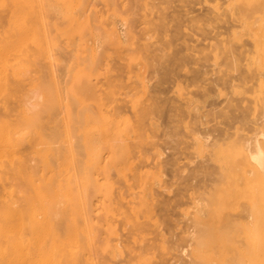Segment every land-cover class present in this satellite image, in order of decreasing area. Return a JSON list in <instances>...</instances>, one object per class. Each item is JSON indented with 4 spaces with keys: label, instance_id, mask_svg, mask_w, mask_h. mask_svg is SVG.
Returning a JSON list of instances; mask_svg holds the SVG:
<instances>
[{
    "label": "bare ground",
    "instance_id": "6f19581e",
    "mask_svg": "<svg viewBox=\"0 0 264 264\" xmlns=\"http://www.w3.org/2000/svg\"><path fill=\"white\" fill-rule=\"evenodd\" d=\"M120 1H122V0H120ZM120 1L118 0V2H120ZM228 1L229 2H228L227 7H229V13L233 14V16L231 14H230V16H232L233 18L235 17L236 21H238L239 23L236 22L234 19H232V20H234V22L239 24L240 27L235 23L239 28H241L240 30L243 29L244 33L246 32V33L250 34L251 42L250 41L247 42L248 44L246 46H249V47L244 46V49H240V47H239V49L238 48L233 49V48H231V46L223 45L225 42H222L220 39L219 40L221 42H219V43H221L222 45L219 44V45H216V47H215L216 42H215V44L214 43L212 44V45H214L215 49L218 48L215 51V53L212 52V54H214L213 55L214 60H217L218 58L220 59L221 55H228L231 53V55L229 56L231 58H229L228 60L225 58L224 59L227 60V62H229V60H230V63H229V67L231 68L230 70H236V72H237L236 75L230 74L231 71L229 73L228 72L229 70L227 71V69H224L225 67L222 68L221 66H219L220 64H222V63H219V62H221V59L218 62L219 65H216L217 62L214 63L212 61L216 65V67L219 66L222 69H220V68L218 69V67H217L218 70L216 72L214 71L215 73L212 71L213 72L212 74L215 76L212 75L213 77H211V79H210L211 82H209V81L208 82L211 85H213V87H214V85L222 84V86H224V84H225L226 85L225 87L226 88L229 87L230 92H232V96H228V95H230L229 91L227 92V90H226V93H224L223 91L221 92L220 89H219L220 91L218 90L217 94H220V95L225 94L226 95L227 102H226V106L224 105L226 107V110H222V109L220 110V108L216 109L217 107H214L216 102L215 101L212 102L213 101L212 100L209 103L210 106H213L212 110L209 111L210 112L209 115H212L211 117H213V118L209 119L207 117L208 116L207 114L199 115L198 113L200 112L199 111V105H200L199 102L200 101L197 100L198 98L195 99L191 95L189 97H187V93H188L186 91L187 89L185 91L183 90L184 92H187L186 93V101L183 102V105L178 107V106H176L177 101L175 102V106H176V109H178V111H179V109H180V111H187V112H189L190 115L193 114L190 112H192V111L195 112L193 114V115H195V117H194L195 121H193L192 124H190L191 122L190 123L184 122L185 124H183V125L185 128L184 127L183 128L185 129V132L184 133L181 132L182 136L179 135L181 137H187V138L190 137L191 138V142H186L188 144L187 145L185 144L186 146H184V148L190 147L197 154L199 152L200 153L203 152L204 154L206 153V155L208 154V160L207 161L205 160L206 163L205 162H203V163L197 162L198 164H201V165H199V166L195 165L196 167L191 168V170H189L188 173H186L183 176L182 175L179 176V178L180 177L183 178L184 182L188 183V182H190V180L192 178L194 179V177H196V175H197L198 181L196 183L193 182L195 184L190 183L191 186L189 188V189H193V192H191L190 197L193 200V203L195 206L194 208H196V210L194 211L195 213L193 212L194 214L192 215V217L187 216L188 219H191V220H189V222L187 220H185L187 218L185 217V214H184L183 217L185 219L183 222L187 221L189 224L187 222L184 223L186 225L183 224L180 231L177 233L175 232L171 239H169V237H167L168 240H165V235L161 237L163 239V241L170 243L166 247V248L170 249L169 252H171V249H177V248L180 249V251H181L178 259L175 260L176 262H171L170 260L172 258L167 257L166 259H167L168 264H176V263H178V264H204V261H202V259L200 258L201 250H198L197 254L191 256L190 251L186 253L185 246H183V245L185 244L187 246H192L193 244H195L198 246V248L200 246H202V244H203L202 242H204L203 241L204 229L206 228V221L204 218L205 217V211H206L205 207H207V203H208L207 200H209L208 198L209 197L212 198V196H214V195H218V198L220 197V199L223 203L226 202L224 206H226V204L228 203L227 200L228 201L230 200L229 196H231L235 199L237 198L238 201H240V199L243 198V199H246L249 203H252V204L247 203L249 205V207L243 208V214H241L240 216L236 215L237 213L234 214L235 212H225V216L223 217L224 218L223 220L220 221L219 220L220 218L217 219L220 221V224H217V225H219L218 226L219 231H220V229H222L220 231L221 236L219 237L220 239L222 237V239L221 240L219 239V240L221 242H223L222 240L226 239L225 240L226 242L224 245L226 246L228 244L230 246V248H229V246H226V247H228V249H230V252L225 246L223 248V244H221L222 246L218 244V246H219V248L221 247L222 249L226 248L225 250H227V252L231 255V256L226 255L228 257V260H226L227 258L225 257L222 264H256L255 263L256 261L254 262L253 260H250V258H248V256L245 254H244L245 255L244 258H242V257H241L242 259L238 258V255L236 254V252L234 251V248H233L234 246H236L237 240H234L232 237V234H230V233H232L234 231V229H237L239 226L244 228V230H243L244 232H246L245 229L247 230L248 228L250 229L249 231H252V226L253 225L255 226V224L257 223V222L255 223V219H254L255 206L257 207L259 205L258 203H260L263 205L262 209L264 210V0H261V1L259 0V3L256 4V7H254L255 4L252 5V4L248 3L249 0H228ZM109 2L112 3L114 6L115 2H117V0H109ZM109 2H107V3H109ZM152 2H154V1H152ZM169 3H171V1H169ZM225 3H227V1ZM48 4L49 3L47 0H0V26H1V28H4V30L2 29V31L0 32V95L3 94V95H1L3 98L0 96V99H2V100H0V182L2 181V184H0V186L2 185L0 187L1 188L0 189V194H1L0 195V264H113L114 260H112V261L109 260V258L111 256H112V259H114L113 257H117L118 259H120L121 262L125 261V264H130V260L135 259V258H138V260L141 261V263H143L144 259L146 260L147 258H151V257H149V255L153 254L149 249L157 248L158 244H152L151 243L150 245H148V244L147 245L146 244L141 245L140 244L141 241L137 240V241H139L138 242L139 246L137 244L138 248H137V246H135V247L133 246L131 249L127 250L126 245L125 246L120 245L121 243H119V245L124 248V249H122V247H120V248L115 247V245L117 243L116 244L111 243L112 242L111 236L115 235L119 228L117 229V225L115 226V222L113 221L116 219V218L114 219V214H113V209L115 207V206H113L115 203L114 202L115 197L113 196L114 195L113 194L114 193V190H113L114 184L112 185L109 180H111L110 178H111V175L113 173L119 174V172H121L123 168H125V167L129 168V167H131L130 166L131 164L135 163L136 159L133 158V160H135V161L132 160V157H134L133 152L134 153H135V151L138 152V156L140 158L141 157H145L144 159L148 158L149 155H147V154L149 153V151L144 148V146H146V144L144 145V142L147 143L146 141H147V139H149L148 138L149 135L146 132V134L148 136H147L146 141H145L144 136L146 137V134L143 132L145 134L143 136V134H141L142 132L141 133L139 132V130L141 128L140 123L144 119V117L149 116L150 124L157 126V127H160L157 124V123H159V120H158L159 118H156V115H159L158 117H162L163 115L155 114L156 112L158 113V111H159V110L156 111V109H155L156 105L155 104H156V102L159 101V99H158V101H156L157 96L159 98L162 93H166L165 88L163 89L164 86L162 84L164 82H167L166 80H168L167 78H169V76H167V77H165V76L169 75L168 73L170 70H168L169 68L167 67L166 64L162 65V68H163L162 70L159 67H158L159 68L158 69L155 66V64H153V61L156 58L154 57L155 59H153V61L151 62L150 61L151 58L149 57V54H148L149 51L147 52V50H146V52H147L146 54H148L149 60L148 61L146 60L145 63H143V64L148 68L149 67L153 68L152 71H149V72H152L151 78L153 77L154 74L159 75V78H157L158 79L157 81L159 84L156 85L158 87V90L155 91V89H154L153 90L154 92L150 94V98H149V99H151V101H149V104H150V102L153 104H150L147 106V105H145V101H143V103H141L138 100V99H141V97L140 98L137 97V99H135L134 97H136V96H134L133 94L132 95L134 97L130 96V99H126V98L124 99V100H126V102H127V100L129 102H131L132 105H129V108H130V106H133L131 109H133L132 111L134 112V115H135L134 118L138 123L136 125V127L133 126V124H132L133 122L130 123V121H132L129 118L130 116L128 117L124 113V111H126V110H124V107L127 106L126 102H125V104H120V105L117 104V106L114 105L115 107L113 106V108H111L113 110L112 111L110 110V112H111V113H109L110 116H106V115L102 116L100 114L101 113L103 114V112L101 110H99V111H101L99 114V111H97V109L94 108L96 110L95 111L93 109L94 112H97L100 115V116H98V115L96 116L97 117L96 121L98 123L103 124V126H104L103 128H101L100 132L95 133L93 131V128H91V126H90V122H94V121H91V119L93 118L92 115L93 114L95 115V113L92 110L93 104L92 105H86V106H91V108L86 107V106L80 108L79 104L81 102L79 100L83 101V99H84V101H86L85 97H86L87 93H89V92L92 93V90H93V92H96L97 89H99V88H97L95 91V87L92 86L90 82L91 81L93 82V78H95V79L98 78L99 75L97 76V74H100V73L97 70V66L99 63H101V61H103L102 65H104V63L106 65H108V61H106V59H107L106 57H108V55L105 56V54L103 53L104 51H103L102 54H104L103 56H105V58H103V59H102V57L98 58L100 60H97L98 62L96 61L98 63L97 64L95 62V59H92L91 56L86 55L85 57L83 56L84 58L82 56H80V54L83 52L80 53L78 48H73L71 51L68 50L69 52L66 49H63L62 53L60 54L61 57L59 58V61L61 60L63 65L61 62H59V63H61V67L59 66V63H57V64H58L59 68L61 69L60 73H61L62 77L63 76L65 77L66 74H68V76H66L67 79H69V78L71 79V80L70 79L64 80L63 79L64 77L63 78L59 77L60 79H58L57 78L58 74L56 76V74L50 73V72H55L54 69H56V68L55 67L52 68V67L56 66L57 64L55 65V63H54L55 60L53 61L54 57L52 58V56H53L51 53L52 50L50 52L51 45H50V47H49V45L48 46H46V45L48 42L50 43L52 41V39L61 38L60 35L67 34L68 32L77 31V30H79V28H80V30H82L86 24L89 26L91 23L90 21H92V20H93V22L91 23L90 27L95 25V27L93 26L94 30L101 32L102 36L105 38L106 42L109 45L115 44L113 46H116V45L122 46V45L126 44V40H128V41H130V46L135 45V44L137 46V43H139V42H135V44H134V41H133L134 35H132L130 33L131 32L130 30L127 31L128 30L127 27H129L130 25L126 26L127 30L124 28L126 31L123 29V31L121 33L117 31L118 30L117 26L115 28V22H114L115 20L113 19V17H115V19H117V20H120L119 18H117L119 13L116 12V7H113L115 10L113 13L112 12L110 13V11H109L110 14L105 15V13L103 12V14L106 17V19H102V20H104L103 22H102V20L100 21V19L103 16V15H101L102 13L100 14L95 9H94L95 11L92 9V13H90V15L88 13V10L86 9L87 13L90 17H91V15L92 16L94 15V16H93V18L91 17L92 19L89 17L87 18L89 22L85 21L86 20L85 18L87 17V13H85L86 11L84 9L82 10V7H81L80 9L82 11L80 10L81 11L80 12L78 9L77 12L75 11L76 12L75 14H77L76 16H78V18H79V16H82V18L84 19V21H83L84 23L80 22L83 20L81 17L80 18L82 20H79L76 16H73V17H76V18H73L74 20L70 21L71 20L70 18H68L69 20H66V25L70 27V29L66 30L65 28H63V26H61V25L65 24L64 23L65 21L64 22L62 20L58 21L57 16L54 15L55 12L53 10H52L53 17H48L51 15V12L49 11V9L52 8ZM71 4H73V1L71 2ZM120 4H122V3H120ZM155 4H156V2H155ZM166 4H168V2ZM130 5L132 6V4H130ZM156 5L154 7H156ZM245 5H247V6H245ZM5 6L8 7V9H7L8 11L6 10L8 13L7 16H5V15L3 16V14H2V9H3V7L5 9ZM87 6H89V5H87ZM87 6L85 5L84 8H86ZM92 6H94V8H95L96 5H92ZM147 6H150V5H147ZM223 6H222V8H223ZM143 7H144V5H143ZM168 7H170V6H168ZM227 7L224 6V9H226ZM134 8H136V6H134ZM138 9H140V8H138ZM157 9H159V8H157ZM188 9H190V8H188ZM227 9H226V11H227L226 14H228ZM100 10L102 11V9H100ZM122 10H121V12H122ZM128 10H130V9H128ZM140 10L142 11V9H140ZM143 10H146V7L143 8ZM162 10H164V9L162 8ZM48 11H49V13H47ZM93 11H94V13H93ZM111 11H113V10H111ZM131 11H133V14H134V11H136V10L132 9ZM141 11H138V12H141ZM151 11H154V10H151ZM161 11H159V12L161 13ZM189 11H191V10H189ZM106 12H108V11H106ZM148 12H149V10H148ZM155 12H157V11H155ZM165 12H164V14H165ZM150 13L151 12H149V14ZM185 13H187V12H185ZM125 14H127V13L124 12V16H125ZM128 14H130V11ZM144 14H145V11H144ZM149 14H148V16H147V14L144 15L145 19L150 17ZM162 14H163V12H162ZM84 15H86V16L84 17ZM138 15H140V14H138ZM218 15H220V14H218ZM100 16H101V18H100ZM134 16H135V14H134ZM166 16H168V15H165V18H167ZM224 16H223L224 19L226 17H229V15L226 16L225 13H224ZM161 17H164V16L161 15ZM49 18H50V21H49ZM54 18H55V20L56 19L57 20L54 21ZM172 18H175V16ZM125 19L128 22L129 19H127V18H125ZM134 19H132V20L134 21ZM137 19H140V18L138 17ZM145 19H144V21H145ZM149 19H151V18H149ZM149 19H148V21H150ZM214 19H216V18L214 17ZM218 20H220V19H218ZM60 21L62 24L59 23ZM138 21H136L135 23H137ZM141 21H143V20H141ZM146 21H147V19H146ZM5 22H6V25H3V23L5 24ZM104 22H106V24H104ZM234 22H232V23H234ZM7 23H8V27H7ZM156 23H157V21H156ZM159 23H160V21H159ZM225 23H227V22H225ZM228 23H230V22H228ZM52 24H53V27H51ZM128 24H131V23H128ZM162 24H163V22H162ZM2 25H3V27H2ZM58 25H60V26H58ZM87 25L85 27H88ZM106 25L108 28L106 27ZM143 25H145V24H143ZM148 25L150 26V24H148ZM229 25H231V23ZM81 26H82V29H81ZM165 26H166V24H165ZM231 26H228V28L230 29ZM49 27H51L52 29L49 30ZM61 27L63 29H61ZM90 27H88V28L90 30H92V27L91 28ZM137 27L135 26V28H137ZM139 27L141 28V26H139ZM162 27L163 26H161V23H160V28H162ZM131 28L133 29V27H131ZM135 28H134V30H135ZM146 28H147V25H146ZM146 28H144V29L147 30ZM156 28H157V26H156ZM234 28H235V26H234ZM234 28H231V31H232V29L234 30ZM53 29H54V32H52ZM158 29H159V27H158ZM229 29H227L228 33H229ZM140 30H142V29H140ZM149 30H151V29H149ZM167 30H165V31H167ZM177 30H179V27ZM177 30H175V32H177ZM236 30H237V28H236ZM151 31H155V30H151ZM160 31H162V30H160ZM165 31H162V32H165ZM127 32H129L130 34ZM55 33H57V34H55ZM232 33L234 35L235 32H231V34ZM239 33H240V31H239ZM239 33L238 34L236 33L233 36L236 38L237 42L241 41V39H242L241 38L242 36L240 37V35H242V34L239 35ZM241 33H242V31H241ZM142 34H143V31H142ZM156 34L157 33L155 32V35ZM231 34L227 35V39H228V36ZM130 35H132L131 38H130ZM136 35H139V34H137V31L135 33V36ZM151 35H154V33L153 34L151 33ZM155 35L152 37H155ZM161 35H163V34L159 33V36H161ZM174 35L176 36V34H174ZM233 37H232V39H233ZM140 38L142 39V36ZM148 38H149V36H148ZM162 38H163V36H162ZM135 39H136V37H135ZM176 39H178V38H176ZM232 39L230 37V41L233 42L234 39L233 40ZM155 40H157V38H155ZM162 40H164V39H162ZM162 40H160V42H159L160 45H161V42H163ZM166 40H168V39H166ZM222 40H223V38H222ZM136 41H138V40H136ZM158 41H159V39L157 40L156 43H158ZM223 41H225V40H223ZM230 41H229V43H230ZM132 42H133V44H132ZM170 42H171V40H170ZM232 42H231V44H232ZM164 43H165V41L162 44H164ZM142 44L143 43H141V46H142ZM166 44H167V41H166ZM157 45L158 44H156V46ZM168 45H169V43H168ZM117 46H116V48H117ZM138 46H137V48H132V49H136L133 51H135L137 53V50H139L140 53L141 52L143 53V51L141 49L143 48V50H144L145 47L140 48L141 46L140 47H138ZM235 46H237V45H235ZM241 47H243V46H241ZM13 48L15 50L14 53L17 51L15 54L13 53V50H12ZM146 48L149 49L148 46ZM162 48H164V47H162ZM187 48L189 49V47H187ZM208 48L209 47H207V49ZM212 48H213V46H212ZM75 49H77L78 52ZM153 49H154V47L152 48V50ZM214 50L212 49V51H214ZM139 51H138V53H139ZM155 52H156V50H155ZM70 53H72V54H70ZM108 53L106 52V54H108ZM156 53L158 54V52H156ZM208 53H211V52H208ZM208 53H206V55ZM152 54L153 53H150V56H152ZM166 54H164V56ZM175 54H177V53H175ZM178 54H179V52H178ZM11 55H13V56L11 57ZM138 55H140V54H138ZM100 56H102V55H100ZM154 56H156V55H154ZM158 56H159V54H158ZM158 56H156V57L158 58ZM168 56H169V53H168ZM133 57H136V56L134 55ZM139 57H141V55ZM142 57H143V54H142ZM208 57L210 59V55ZM208 57L206 60H209ZM144 58H146V57H144ZM152 58H153V56H152ZM159 58H161V56ZM175 58H176V56H174L173 59H175ZM177 58H179V57H177ZM110 59H112V56ZM128 59L130 60L132 58L128 57ZM47 60H48V62H47ZM107 60H109V59H107ZM156 60H155V63H156ZM169 60H171L170 56H169ZM206 60L204 59L205 62H206ZM86 61H88V62L86 63ZM159 61H158V63H159ZM162 61H163V59H162ZM185 61H187V60H185ZM209 61H207V62H209ZM94 62L96 63L97 66H94L95 65ZM146 62H147V64H146ZM193 62H194V60H193ZM196 62H197V60H196ZM72 63H73V65L71 66L70 64H72ZM158 63H157V66H158ZM173 63L174 62H172V64ZM177 63L179 64V61H177ZM184 63L185 62H183V64ZM227 65H228V63H227ZM243 65H244V68H243L244 70L242 69ZM58 66H56V67H58ZM76 66H78V67L81 66L85 69L87 68V70L88 69L92 70L91 69V66H92L94 68L92 73H94V70H97V72H95V74H94L97 77L96 76L94 77L93 75L92 76L88 75L89 77L91 76V78L89 80V77L86 75V74H90L89 71L82 68L83 72L84 71L85 72L82 73V75H81V73L78 72L81 70V68L76 71V69H75V68H77ZM168 66H169V64H168ZM170 66H171V64H170ZM47 67H49V68H47ZM88 67H90V68H88ZM98 67L102 68L101 65ZM106 67H107V69L109 68L108 66H106ZM113 67L114 66H112L111 68H113ZM187 67L188 66H186V68ZM212 67H214V66H212ZM46 68L49 71L45 70ZM59 68L57 70H60ZM101 68H100V70H103L104 73H106L105 72L106 69H104L105 67H103L102 69ZM176 68H177V65H176ZM206 68H208V67H206ZM206 68H205V70H203V68H202L199 71L203 74H204V72L208 73V70H206ZM209 68H211V66H209ZM114 69H115V67H114ZM178 69H179V66H178ZM196 69H197V67H196ZM180 70H181V68H180ZM188 70H186V71L189 72ZM213 70H216V69H213ZM38 71L43 72L41 74L44 77L52 76V81H51V78H49L50 79L49 81H51V84H48V85H52L51 87L54 88V91L52 88H50L53 92H55L53 94L55 96H53L51 94L53 99L50 98L51 96L49 95L50 93H52V91L50 93L45 92V95H44V91H46V90H44V87L48 86L47 84H45V83H47L45 80H41L44 83V84L42 83L43 85L41 84V81L39 82L38 80H36L37 81L36 82L35 79L32 80L33 78H35L36 74L39 75L40 72H38ZM73 71H76L78 73L73 72ZM112 71H113V69H112ZM199 71H197V72H199ZM32 72H34V73L36 72V74H33V76H32ZM146 72H147V70H146ZM190 72H191V70H190ZM194 72H196V71H194ZM55 73H58V71ZM60 73H59V75H60ZM69 73L74 74L75 77L76 76L79 77V75H81V76H83V78L85 76V78L84 79L78 78L79 80H77V77H76V79H73L74 76L73 77L70 76ZM101 73H102V71H101ZM110 73H112V72H109L108 74H110ZM175 73H176V71H175ZM175 73H174L173 78H171V79L177 81V77L175 76ZM63 74H65V75H63ZM188 74H190V73H188ZM171 75H172V73H171ZM176 75H178V74H176ZM191 75H193V73ZM104 76H106V75H104ZM206 76L207 77H205V80H206V78H208V75H206ZM86 77L88 78L87 80H85ZM110 77H111V75L109 76V79H110ZM174 77H176V78H174ZM191 77L185 73V79L180 78L178 83H176L180 87H178L176 85L177 87L175 86L176 88H174L176 90V92H175L176 94L179 91H180V93H178L179 96H180V94L182 96L185 94L184 92H183L184 94L181 93L184 85H180L181 84L180 82H184L185 87H187L186 82H188V80L190 82L191 80H193L195 78V76H191ZM154 78H155V76H154ZM154 78H153V80H154ZM178 78H179V76H178ZM198 78H199V76H198ZM80 79H82V80H80ZM105 79H106V77H105ZM107 79H108V77H107ZM201 79H202V77H201ZM203 79H204V77H203ZM110 80H112V77ZM33 81H35V83H32ZM82 81H84V82H82ZM86 81H90V82H86ZM106 81H109V80H105L104 82H106ZM251 81H253V83H250ZM27 82H28V84L30 82V83L36 84V85L35 86L33 85V87H35V88L32 87L30 92L25 91L27 93L24 92L26 95L24 94L25 96L22 98L21 96L18 95V93L21 91L23 86L27 85ZM52 82L54 84H52ZM111 82H113V80ZM193 82H195V81H193ZM77 83H79L78 84L79 86L77 85ZM84 83H85V85L88 84L87 86L91 85V86H89L90 89H89V87H87L89 89V90L87 89L89 92H86V94L83 90V89H86L85 88L86 86L83 85ZM96 83L97 82L95 81L94 84L97 85ZM146 83H148V82L142 81L140 83V86H142V88L144 89V91H142V92H145V91L149 92V85ZM37 84H39V85L37 86ZM108 84H109V82H108ZM108 84H106V86ZM112 84H114V83H112ZM116 84H117V82H116ZM210 84L208 85V87L212 88V86H210ZM118 85H113V86L114 87L116 86V88H117ZM196 85H198V82ZM201 85H202V83L199 84L200 87H201ZM75 86L77 88H75ZM80 86H82V87H80ZM83 86H85V87L83 88ZM108 86H110L112 88V85H108ZM156 86L154 88H157ZM42 87H43V89H42L43 91L41 90ZM78 87H80L81 89L83 88L82 90H83V93L85 95L82 94L84 96V97L82 96L83 97L82 99H79V97L81 98V96L78 94H81L82 90ZM91 87L94 89H92ZM114 87L112 89L116 90V88L114 89ZM168 87L166 86V90L169 89ZM190 87H191V85H190ZM107 88L108 87H106V91H107ZM142 88L140 87V89H142ZM177 88H179V89L181 88V89L177 92V90H178ZM47 89H48V87H47ZM77 89H78V91H80L79 93H77L78 91L76 92L77 93L76 96H78V98L76 97V99H74L75 94L69 96L70 93L72 94V92L77 90ZM151 89H153L152 86H151ZM213 89H215V88H213ZM100 90H102V89L100 88ZM100 90H98V92ZM109 90L110 89H108V91ZM171 90H172V88H171ZM41 91L43 92V94L41 93ZM106 91L105 90H104V92L102 91L103 94L106 93V94H104L106 96V98L108 97V99H111L110 96L116 94L118 90L116 92L114 91L115 93L112 90L109 91L110 96H107L109 94H107L108 91L107 92ZM203 91H204V93L201 96V100L204 98V101L207 100V98L211 97V95H213L214 93L217 92L215 90L216 92L211 94L213 90L208 89V88H206ZM150 92H152V91L150 90ZM46 93L47 94L49 93V94L46 95ZM73 93H75V92H73ZM125 93H127V94H125V96L126 95L129 96V92H125ZM196 93L197 92L195 91V94ZM67 94H68V98H69L70 102L67 100ZM89 94H87V97H89L93 94L95 101H96V99H97L95 97L96 94H94V93H92L90 95ZM145 94L141 93V95H144L146 97ZM234 94H236L238 97L233 96ZM247 94H250V95L253 94L254 95L253 99L246 97ZM17 95H18V97H17ZM43 95L46 97H43ZM99 95H101V94L98 93V96H97L98 98H99ZM188 95H189V93H188ZM47 96H48V98H47ZM54 97H55V100H54ZM70 97H72V98H70ZM114 97L112 96V98H114ZM217 97H218V95H217ZM15 98H18V99H16L17 104H15L16 102H14V104L12 103V101H14ZM94 98L92 99L93 101L91 100L93 103H95L94 106L97 107L96 106L97 104H98V106H101V102H99V100H101V98L97 99L98 100L97 102H99V103L95 102ZM103 98H105V97H103ZM163 98H165V97H163ZM77 99H79V100H77ZM108 99H106V101L103 99V101L105 103H110L111 101H109ZM115 99H112V100H115ZM169 99H171V98H169ZM142 100H145V99L143 98ZM147 100H148V98H147ZM78 101L80 103H78ZM84 101H83V103H84ZM87 101H90V100H87ZM166 101H167V99H166ZM112 102L110 103V105H112ZM161 102H160V104H161ZM168 102H169V100H168ZM83 103H81V106ZM105 103L102 102V105L104 104L107 106V104H105ZM200 103H202V102H200ZM11 104H13L14 106ZM158 104H157V107H159ZM162 104H165V103L163 102ZM110 105H109V107H111ZM170 105H171V103H170ZM172 105H174V104L172 103ZM170 107H173V106H170ZM223 107H221V108H223ZM169 109H167V110H169ZM208 109H209V107H208ZM86 110L90 111V113L88 115H84V112ZM104 110H108V106H107V109H104ZM154 110H155V113L153 112ZM91 111L93 112L92 114H91ZM174 111H176V110H174ZM108 112H106L107 115H108ZM159 112L161 113V111H159ZM166 112H168V111H166ZM179 112H176V113L179 114ZM174 113L175 112H173V115H174L173 117L175 118ZM151 114H152V116H150ZM165 114H167V113H165ZM168 115H169V113H168ZM180 115H181V113H180ZM185 115H183V116H185ZM49 117H51V118H49ZM166 117H167V115H166ZM170 117H172V115ZM219 118L221 120H218ZM182 119H185V118L183 117ZM92 120H94V119H92ZM174 120L175 119H173V121ZM191 120H192V118H191ZM143 121H145V119ZM166 121H168V120H166ZM142 123H144V122H142ZM210 123H213V124H211L209 126ZM165 124H167V123H165ZM203 124H204V128L202 127ZM222 124H223V126H220ZM170 126H171V124H170ZM46 127L51 128L52 132H49L50 134H48V135H49V137L51 136V138L52 137L54 138V140H52V142H50L51 138H49V137L47 138L48 135L46 134V131L48 132L49 130H46ZM178 128H179V126H178ZM180 128H182V127H180ZM152 129H154V128H152ZM117 132L121 133V136H119L118 138L113 136ZM153 133L155 136L154 131H153ZM33 136H37V138H41V140H47L48 139L47 141H49V143H52V144L55 143V141H58L57 145H55V146L52 144H51L52 146L51 145L49 146V143L46 142V144H48V146H46L44 149H47V151L46 150H45V152L42 151L41 155L43 157L41 155H39V157L41 159L40 163H42V166H39L37 164H31V161L29 162V159H28V157H30L31 154H28V152L26 154H24L23 152L22 153L20 152L22 150L21 144L23 142L25 144L26 142H28L26 140H30ZM162 136H163V134H162ZM160 137H161V135H160ZM152 138H150V139H152ZM157 138H158V134H157ZM169 138H170V135H169ZM177 138H179V137H177ZM187 138H185V140H187ZM102 140L105 141L104 148L107 149V154L105 157L99 159V157L98 156L96 157V155L92 152L93 151L92 148L97 145L95 143L101 142ZM153 141H154V139H153ZM156 142H159V140ZM156 142H152L151 147L155 148L157 145L159 146V144H161V142L159 144H157ZM164 142L162 143V145H164ZM181 142L183 143V139ZM169 143H170V141H169ZM24 144H23V146H24ZM30 145H32V144H30ZM170 145H171V143H170ZM18 146H19V148H18ZM20 146H21V148H20ZM147 146L150 147L149 145H147ZM180 146H178V147H180ZM28 147H32V146L28 145ZM144 149L146 151H144ZM149 149H151V148H149ZM173 149L172 150L170 149V151H173ZM180 149H182V147ZM48 150L50 151V153L48 152ZM19 152H20V154H19ZM38 152H40V150L37 151V154H39ZM47 152L49 155L46 154ZM152 152H153V154L157 152L156 155L154 154L155 156L162 155L161 150L160 149L158 150V148L156 149V151L154 150ZM178 152L180 154H183L185 151L182 152V151L178 150ZM178 152L176 151L177 154H179ZM43 153H45V155H43ZM51 154H52V156H50ZM185 154L189 155L190 152H188V153L185 152ZM26 155H27V157H26ZM47 155H48V157L50 156V158L52 157V159H51L52 162H51V160L49 162L50 158H48V157L45 158ZM154 155H151V156L155 157ZM171 155H173V154H171ZM23 156L26 158H24ZM168 156L169 155L167 154V157ZM41 157L43 159H47V160H43V162H42ZM155 159H156V157H155ZM153 160L154 159H152V161ZM192 160L194 161V159H192ZM37 161L39 162V160H37ZM132 161H133V163H132ZM146 161L148 162L149 160H146ZM157 161H159V160H157ZM166 161L169 162L171 160L169 159ZM38 162H36V163H38ZM140 162H142V161H140ZM163 162L164 161H161V164ZM40 163H38V164H40ZM165 163L166 162H164L163 164H165ZM169 163H167V164H169ZM152 164H155V163L153 162ZM140 165H142V164H140ZM140 165H136V166H140ZM158 165H159V163H158ZM162 165H161V167H162ZM175 165H176V163H175ZM166 166H164L163 168H165ZM161 167H159V168H161ZM168 167H170V166H168ZM138 168L140 169V167H138ZM159 168H158V170H159ZM165 169H164V171H165ZM96 170H101L100 174L103 175V177L101 176V178H104L106 180L105 183H103L104 184L103 187L99 183V178L95 177L96 176L95 175ZM154 170H155V168H154ZM142 171H143V169H142ZM142 171L141 172L139 171L136 174L134 173V180L136 179L135 182L138 183V186H140V188H142V190L140 193L135 192V191L132 192L134 195H136V197H139L140 200H143L142 194H145V190H146L145 188L147 187L146 184L147 183L153 184L154 181L156 180L155 179L156 173L154 174V172L150 173V172H144V171L142 172ZM174 171H175V169H174ZM157 172H159V171H157ZM47 173H48V175H47ZM168 174L171 175L170 173H168ZM49 175H50V177H49ZM199 175H202V176L199 177ZM46 176H48V177H46ZM149 176L150 177L155 176V177H154V179L151 178V180H150ZM197 177H196V179H197ZM169 179H170V177H169ZM181 180H180V182H181ZM156 181H158V180H156ZM101 183H102V181H101ZM132 184H134V182ZM188 185H189V183L187 185H185V187ZM138 186H136V188ZM144 186H145V188H144ZM149 186H150V184H149ZM130 188H131V186H130ZM175 190H177V189H175ZM185 190H186V188H185ZM99 191L103 192V196L105 197V201H106L105 203H103V205H104L103 209H105L104 216L103 215L95 216L97 214H94V212H96L95 209H97V208H95L97 205H96V201L94 200V196H96V193H98ZM188 193H189V191H188ZM176 194H177V192H176ZM176 194H174V196ZM122 195H123V193L120 194V196H122ZM185 195H186V197H188L187 194H185ZM178 196H180V194ZM225 198H229V199H225ZM238 198H240V199H238ZM230 201H229V203H230ZM236 201H235V203H236ZM190 202L192 203V201H190ZM218 202H220V201H218ZM144 203L145 202H143V204ZM232 203H234V202H231V204ZM242 203H244V202H242ZM239 204H241V203H239ZM224 206L221 205V207L223 209H224ZM235 207H237V206H235ZM227 208H230V207H227ZM227 208L225 210H227ZM149 210L150 209L147 208L145 211H149ZM207 210H210V209H208V207H207ZM223 211L224 210H222V212ZM214 213H215V211H214ZM263 214H264V212H263ZM126 215L123 216L124 221H123V218L120 221L124 222L123 224H125V225H128V224H131V225H128L127 227L125 225L121 226L122 223L120 221L116 220L118 223L121 224V225L119 224V226H121L123 228L125 227L127 229L129 228L128 230L131 233H133L134 230L138 231V229H140L141 223H143V222L140 221L141 223H138L139 220H137V216H135L134 217L135 220L131 219L133 221V223H131L130 222L131 217H128V214H126ZM97 217H100L101 219H99ZM257 217H259V216H257ZM150 219H152V216L150 217ZM256 221H258V219ZM153 222H156V221H153ZM256 225H258V224H256ZM130 226H131L132 230L130 229ZM253 228L256 229V227H253ZM254 232H255V230H254ZM250 233L251 232H249L248 235H250ZM101 234L103 236V239L100 238V237H102ZM169 234L171 235L170 230H169ZM172 234H173V232H172ZM104 235H106V236H104ZM250 237H252V236H250ZM250 237L248 236L249 239H250ZM244 241H245V239H244ZM121 242H123V240H121ZM228 242H232L234 244V246L232 245L233 250H232L231 245H230L232 243L229 244ZM162 245L164 246V244H162ZM162 245H159V246L162 248ZM181 245H182V248H180ZM160 247H159V249H160ZM205 250H207V248ZM259 250L262 251V255H264L263 254L264 248L259 246ZM195 251H197V250H195ZM223 251L224 250L221 251V253H222L221 256H224L223 253H225V252H223ZM232 251H234V252H232ZM132 252H134V255H131ZM231 252L234 254H232ZM237 252H239V251H237ZM144 255H146L148 257L145 256V258H143ZM232 255L234 256V258L232 257ZM235 255H237V256H235ZM240 255H241V253H240ZM102 256L104 257V259ZM151 256L154 257V255H151ZM107 257H109V258L107 259ZM204 258H206V257H204ZM262 258H264V257H262ZM220 260L222 261V258ZM146 261H148V259ZM262 261H263L262 264H264V260H262ZM114 262H116V261H114ZM141 263H139V264H141ZM219 263L220 262H218V264ZM131 264H137V263L135 261H133V262H131ZM148 264H149V261H148Z\"/></svg>",
    "mask_w": 264,
    "mask_h": 264
},
{
    "label": "rangeland",
    "instance_id": "374dc122",
    "mask_svg": "<svg viewBox=\"0 0 264 264\" xmlns=\"http://www.w3.org/2000/svg\"><path fill=\"white\" fill-rule=\"evenodd\" d=\"M48 1V5L50 6V7H52L51 9H49V11L51 12V15L50 16H48V17H53V15H52V10L56 13H54V15H56L57 16V19H58V21L59 20H62L65 24L64 25H61V26H63V28H65L66 30H68V29H70V27L69 26H67L66 25V20H69L68 18H70L71 20L70 21H72V20H74L73 18H78V16H76L77 14H75L77 11H78V9H79V11L81 10L80 8L82 7V10L84 9L86 12L85 13H87V10H88V13H89V15H90V13H92V9L94 10H97L101 15H103L102 16V18H101V16H100V21L102 20V19H106V17H105V15L106 14H110L111 12L113 13L115 10H114V8L113 7H116V12L117 13H119L118 14V16H117V18H119L120 20H117V19H115V17H113V19L115 20L114 22H115V28H116V26H117V31L118 32H122L123 31V29L125 28L126 29V26H128V25H130L129 27H127V31H131L130 33L132 34V35H134V44H135V42H139V43H137V46L138 47H140L141 46V43H143L142 44V46L140 47V48H142V47H145L144 48V50H143V48L141 49L142 51H143V53L141 52L140 53V51L139 50H137V53H138V51H139V53L138 54H140L141 55V57H139L140 55H138L135 51H133V50H136V49H132V48H137V46H136V44L135 45H132V46H130V41H128V40H126V44H124V45H122V46H117V48H116V46H113V45H115V44H112V45H109L107 42H106V40H105V38L102 36V33L101 32H99V31H95L94 30V27H95V25H93V26H91L92 27V30H90L88 27H90V25H91V23L93 22V20L92 21H90L91 23H90V25L88 26L87 24V26L88 27H83V29H82V26H81V29L82 30H80V28H79V30H77V31H74V32H68L67 34H64V35H60L61 36V38H58V39H52V41L48 44L47 43V45L46 46H48L49 45V47H50V45H51V48H50V52H51V50H52V58L54 57V59H53V61L55 60V65L57 64V63H59V62H61L62 63V61L60 60L59 61V58L61 57L60 56V54L62 53V51H63V49H66L67 51L68 50H72L73 48H78L79 49V52L81 53V52H83V53H79L80 54V56H91L92 57V59H95V62L97 61V60H100V59H98V58H101L102 57V59L103 58H105V56L106 55H108V57H106L107 59H109V60H107L106 59V61H108V65H106L105 63H104V65H102V63H103V61H101V63H97L98 64V66H102V68L103 67H105L104 69H106V73H104V71L103 70H100V68L101 67H98L97 65H96V63H95V65L94 66H97V70L99 71V73L100 74H97V76H98V78L97 79H95V78H93V82L91 81H86V82H90L91 83V85L92 86H94L95 87V91H96V89L97 88H99V89H97V91L96 92H93V90H92V93H94V94H96L95 95V97L97 98V99H100L101 98V100H99V102H101V106H98V104L96 105L97 107H95L94 106V104L95 103H93L92 101V99L94 98V95L92 94V93H90L88 90L90 89V87L89 86H91V85H89V86H87V85H85V83L83 84V85H85V86H83V88L85 87L86 89H83L84 90V92H85V94H86V92H89L90 94H92L91 96H89L90 94L89 93H87V94H89L88 96L89 97H87V94H86V97H85V99H86V101L87 100H90V101H84V99H83V101H84V103H83V101H81V100H79V99H82L84 96L82 95V94H84L83 93V90L80 88V87H82V86H80V87H78V88H80L82 91V93L81 94H78V95H80L81 96V98L79 97V99H77V100H79L81 103H83L82 104V106H81V103L78 101V103H80L79 104V106H80V108H82V107H84V106H86V105H92L93 104V106H92V110L95 108V109H97V111H99V110H101L102 112H103V114L101 113L100 114V112L101 111H99V114L100 115H102V116H110V114L109 113H111L110 112V110L112 111L113 109H111V108H113V106L114 105H116L117 106V104L118 105H120V104H125V102H126V100H124L125 98L126 99H130V96H136V97H134L135 99H137V97L138 98H140L141 97V99H138L141 103H143V101H145V105H150V104H153V103H151L150 102V104H149V101H151V99H149L150 98V94L151 93H153L154 91V89H155V91H157L158 90V87L156 86V85H158L159 83H158V79L157 78H159V75L158 74H154L153 75V77L151 78V76H152V72H149V71H152V67H146L143 63H145V61L147 60H149V57L151 58V62L153 61V59H155L156 60V63H155V60L153 61V64H155V66L158 68H160L161 70L163 69L162 68V65L163 64H166L167 65V67L169 68L168 70H170L169 71V75H166L165 77H167V76H169V78H167L168 80H166L167 82H164L162 85L164 86H162L163 87V89L165 88V91H166V93L168 94H166V93H162L161 94V96L158 98V96H157V100L156 101H158V99H159V101L158 102H156V107H157V104H158V106L159 107H155V109H156V111H161V113L158 111V113L156 112L155 113V110L153 111L155 114H161V115H163L162 117H158L159 115H156V118H159L158 120H159V123H157L160 127H157V126H154V125H152V124H150V118H149V116L148 117H144V119H145V121H141V128H140V130H139V132L141 133V134H143V136L146 134V132L148 133V135L146 134V137L144 136V139H145V141H146V138H147V136H148V138L149 139H147V143H145L144 142V145L146 144V146H144V148L146 149V150H148L149 151V153L147 154V155H149L148 156V158L151 156V155H156L157 154V152L156 153H154L153 154V152L152 151H156V149L158 148V150L160 149L161 150V152H162V155H160V156H155L156 157V159H155V157H153V156H151L149 159L147 158V159H144L145 157H139L138 156V152H136L135 151V153L133 152V156L134 157H132V160H133V158H135L136 159V161L135 160H133V161H135V163L134 164H131L130 166L131 167H125V168H123L122 169V171L121 172H119V174H117V173H113L112 175H111V180H109L110 182H111V184L114 186L113 187V190H114V205L113 206H115L114 207V209H113V214H114V219L115 220H113L114 222H115V226L117 225V232H116V234L115 235H112L111 237H112V242L111 243H113V244H116L115 245V247H118V248H120V247H122V246H120V245H126V249L128 250V249H131L133 246L135 247V246H137V244H138V242L139 241H141L140 242V244L141 245H143V244H148V245H150L151 243L152 244H158L157 246V248H151V249H149L153 254H151V255H154V257L153 256H151V255H149V257H151V258H147L148 259V261H149V264H168L167 263V257H169V258H172L170 261L171 262H176L175 260L176 259H178V257L180 256V253H181V251H180V249H171V252H169L170 251V249H168V248H166L170 243H168V242H165V241H163V239L161 238L162 236H164L165 235V240H168L167 239V237H169V239H171L172 238V236L174 235V233L176 232H179L180 231V229H181V227L183 226V224L184 223H186L187 221L189 222V220H191V219H188V217L187 216H189V217H192V215L195 213L194 211L196 210V208H194L195 206H194V203H193V200L191 199V197H190V194H191V192H193V189H189L190 188V183H192V184H195L197 181H198V177H197V175H196V177H197V179H196V177H194V179L192 178L191 180H190V182H188L189 183V185L188 186H186L185 187V185H187L188 183L187 182H184L183 181V178H179V176H183V175H185L186 173H188V171L189 170H191V168H193V167H196V166H199V165H201V164H198V163H200V162H205V160L207 161L208 160V154L206 155V153L204 154L203 152H199L198 154L197 153H195L194 152V150L192 149V148H184V146H186L188 143H186V142H191V138L190 137H181L182 136V134H181V132L182 133H184L185 132V127H184V125L183 124H185L184 122H188V123H190V124H192L193 123V121H195V119H194V117H195V115H193L195 112L194 111H192V112H190V113H193L192 115H190L189 114V112H187V111H180V109H179V111H178V109H176V106H182L183 105V102H185L186 101V93L188 92L189 93V95H188V93H187V97H189L190 95L191 96H193L195 99H197L198 101H200V102H202V103H200L199 102V115H203V114H207L208 116V118L209 119H211V118H213V117H211L212 115H209L210 114V110H212V107L213 106H210V101H212V102H216V106L214 105V107H217L216 109H218V108H220V110L222 109V110H226V102H227V100H226V95L225 94H222V95H220V94H217L218 93V90L220 89L221 90V92L223 91L224 93H226V90H227V92L229 91V94L230 95H228V96H232V92H230V89H229V87H225L226 85L224 84V86H222V84H219V85H214V87H213V85H211L209 82H211V77H213V76H215V75H213L212 73L215 71H217L219 68L220 69H222V68H224V69H227V71L230 73V71H231V73L230 74H234V75H236L237 74V72H236V70H230L231 68L229 67V63H230V60H229V62H227V60L229 59V58H231V57H229L230 55H231V53L230 54H228V55H221V57H220V59H221V62H219L220 61V59L218 58L217 60H214V57H213V55L214 54H212V52H214L215 53V51L218 49V48H214V45H212L213 43L215 44V42H216V44H215V47H216V45H222L221 43H219V42H225L223 45H227V46H231V48H233V49H236V48H238L239 49V47H240V49H244V46L245 47H249V46H246L248 43L247 42H251V36H250V34H248V33H244L243 31V29L242 30H240L241 28H239L240 26H239V22L238 21H236V19H235V17L233 18L232 16H233V14L232 13H229V7H227L228 6V0H226L227 1V3H225L226 1L225 0H152V1H154V2H152L151 0H122V1H120V2H118V0H117V2H115V5L113 6V4L112 3H110L109 2V0L107 1V0H47ZM73 1V4H71V2ZM105 1V2H104ZM169 1H171V3H169ZM261 1V0H260ZM93 2V3H92ZM95 2V3H94ZM107 2H109V3H107ZM130 2V3H129ZM132 2V3H131ZM141 2V3H140ZM147 4H146V3ZM150 4H149V3ZM155 2H156V4H155ZM168 2V4H166ZM100 3V4H99ZM120 3H122V4H120ZM134 3V4H133ZM152 3V4H151ZM248 3H250V4H252V5H254V7H256V4L257 3H259V0H249L248 1ZM261 3V2H260ZM120 4V5H119ZM130 4H132V6L130 5ZM137 4V5H136ZM144 5V7H143V5ZM154 4V5H153ZM249 4V5H250ZM87 6V5H89V6H87L86 8H84V6ZM92 5H96L95 6V8H94V6H92ZM106 5V6H105ZM118 5V6H117ZM146 5V6H145ZM147 5H150V6H147ZM152 5V6H151ZM156 5V7H154ZM159 5V6H158ZM170 6V7H168V6ZM172 5V6H171ZM186 5V6H185ZM225 7H227L226 9L228 10V14H226V9H224V6ZM134 6H136V8H134ZM140 6V7H139ZM142 6V7H141ZM220 6V7H219ZM222 6H223V8H222ZM245 6H247V5H245ZM7 6H5V9H4V7H3V9H2V14H3V16L5 15V16H7L8 15V13H7V9H8V7L6 8ZM112 7V8H111ZM127 7V8H126ZM131 7V8H130ZM146 7V10H143V8H145ZM154 7V8H153ZM161 7V8H160ZM212 7V8H211ZM99 8V9H98ZM104 8V9H103ZM126 8V9H125ZM138 8H140V9H142V11L140 10V9H138ZM157 8H159V9H157ZM162 8L164 9V10H162ZM188 8H190V9H188ZM87 9V10H86ZM100 9H102V11L100 10ZM113 10V11H111V10ZM120 9V10H119ZM124 11H123V10ZM128 9H130V10H128ZM136 10V11H134V14H135V16L138 18H140L141 20H143L144 21V19H145V17H144V15H146L147 14V16H148V14H149V12H151L150 14H149V16L150 17H148V18H146L147 19V21H146V19H145V21L143 22V21H141L140 19H137L135 16H134V14H133V11H131V10ZM154 10V11H151V10ZM212 9V10H211ZM223 9V10H222ZM7 10V11H6ZM81 10V11H82ZM94 10V11H95ZM108 11V12H106V11ZM118 10V11H117ZM121 10H122V12H121ZM148 10H149V12H148ZM162 10V11H161ZM189 10H191V11H189ZM49 11L47 12V13H49ZM76 11V12H75ZM80 11V12H81ZM94 11H93V13H94ZM109 11H110V13H109ZM129 11H130V14H128L129 13ZM138 11H141V12H138ZM144 11H145V14H144ZM155 11H157V12H155ZM159 11H161V13L159 12ZM166 11V12H165ZM170 11V12H169ZM175 11V12H174ZM213 11V12H212ZM103 12L105 13V15L103 14ZM124 12L125 13H127V14H125V16H124ZM132 12V13H131ZM136 12V13H135ZM162 12H163V14H162ZM164 12H165V14H164ZM185 12H187V13H185ZM211 12V13H210ZM218 12V13H217ZM223 14H222V13ZM88 13H87V17L85 18L86 20L85 21H88V17L89 18H93V16L91 15V17L88 15ZM98 13V14H99ZM224 13H225V15L226 16H228L229 15V17H226L225 19H224ZM123 14V15H122ZM132 14V15H131ZM138 14H140V15H138ZM218 14H220V15H218ZM230 14L232 15V16H230ZM138 15V16H137ZM161 15L162 16H164V17H161ZM165 15H168V16H166L167 18H165ZM181 15V16H180ZM73 16H76V17H73ZM86 15H84V17H85ZM121 16V17H120ZM133 16V17H132ZM143 16V17H142ZM146 16V17H147ZM160 18H159V17ZM175 16V18H172V17H174ZM216 18V19H214V17ZM224 16V17H223ZM82 18V16H79V20H82L81 18ZM104 17V18H103ZM142 17V18H141ZM156 17V18H155ZM193 17V18H192ZM60 18V19H59ZM91 18V19H92ZM122 18V19H121ZM125 18H127V19H129L128 20V22H127V20L125 19ZM136 20H135V19ZM149 18H151V19H149ZM155 18V19H154ZM192 18V19H191ZM195 18V19H194ZM220 19V20H218V19ZM52 19V18H51ZM56 19V20H57ZM132 19H134V21L132 20ZM148 19L150 20V21H148ZM154 19V20H153ZM159 19V20H158ZM232 19H234L236 22H238V23H236V22H234V20H232ZM55 20V18H54V21H56ZM126 20V21H125ZM139 20V21H138ZM162 20V21H161ZM231 20V21H230ZM49 21H50V18H49ZM57 21V22H58ZM84 21V19L82 20V21H80V22H82V23H84L83 22ZM104 20H102V22H103ZM122 23L123 21V25L120 23V22ZM136 21H138L137 23H135ZM156 21H157V23H156ZM159 21H160V23H161V26H163L162 28H160V23H159ZM89 22V21H88ZM87 22V23H88ZM101 22V23H102ZM133 22V23H132ZM143 22V23H142ZM148 22V23H147ZM162 22H163V24H162ZM225 22H230L231 23V25H229L230 23H225ZM232 22H234V23H232ZM53 23V22H52ZM56 23V22H55ZM60 24H62L61 23V21L59 22ZM128 23H131V24H128ZM147 23V24H146ZM159 23V24H158ZM239 26H237L236 24ZM80 24V23H79ZM89 24V23H88ZM104 24H106V22H104ZM127 24V25H126ZM143 24H145V25H143ZM148 24H150V26L148 25ZM157 24V25H156ZM165 24H166V26H165ZM235 24V25H234ZM3 25H6V22H5V24L3 23ZM3 25H2V27H3ZM83 25V24H82ZM125 25V26H124ZM132 25V26H131ZM138 28H135V26ZM143 25V26H142ZM146 25H147V28H146ZM154 25V26H153ZM159 25V26H158ZM231 26L230 27V29L228 28V26ZM58 26H60V25H58ZM105 26V25H104ZM139 26H141V28L139 27ZM152 26V27H151ZM156 26H157V28H156ZM168 26V27H167ZM179 27V30H177L178 29V27ZM227 26V27H226ZM234 26H235V28H234ZM7 27H8V23H7ZM51 27H53V24H52V26ZM51 27H49V30L50 29H52ZM90 27V28H91ZM106 27H107V25H106ZM131 27H133V29L131 28ZM158 27H159V29H158ZM167 27V28H166ZM174 27V28H173ZM226 27V28H225ZM0 28H1V26H0ZM62 27H61V29H63ZM108 28V27H107ZM134 28H135V30H134ZM144 28H146L147 30H145ZM231 28H234V30L232 29V31H231ZM236 28H237V30H236ZM239 28V29H238ZM2 29L4 30V28H1L0 29V32L2 31ZM124 29V30H125ZM132 29V30H131ZM137 29V30H136ZM140 29H142V30H140ZM149 29H151V30H155V31H151V30H149ZM168 29V30H167ZM227 29H229V33H228V30ZM125 30V31H126ZM134 30V31H133ZM159 30V31H158ZM160 30H162V31H165V30H167V31H165V32H162V31H160ZM175 30H177V32H175ZM227 32H226V31ZM240 31V33H239V31ZM136 31H137V34H139V35H136L135 36V33H136ZM142 31H143V34H142ZM235 32L234 33V35L237 33H239V35L240 34H242V35H240V37L242 38L241 39V41H238L237 42V40H236V38L235 37H233L234 35H233V33L231 34V32ZM241 31H242V33H241ZM52 32H54V29L52 30ZM148 32V33H147ZM155 32L158 34H156L155 35ZM160 34H163V35H161V36H159V33ZM162 32V33H161ZM167 32V33H166ZM127 33H129V32H127ZM129 33V34H130ZM146 33V34H145ZM150 33V34H149ZM151 33L153 34L154 33V35H155V37H152V36H154V35H151ZM165 33V34H164ZM55 34H57V33H55ZM145 34V35H144ZM168 34V35H167ZM172 34V35H171ZM174 34H176V36L174 35ZM228 34H231V35H229L228 36V39H227V35ZM132 35H130V38H131V36ZM171 35V36H170ZM174 35V36H173ZM54 36V35H53ZM56 36V35H55ZM59 36V37H60ZM138 36V37H137ZM142 36V39L140 38ZM147 36V37H146ZM148 36H149V38H148ZM162 36H163V38H162ZM135 37H136V39H135ZM144 37V38H143ZM151 37V38H150ZM230 37H231V39H232V37H233V39L236 41H234L233 39V42L232 41H230ZM139 38V39H138ZM153 38V39H152ZM155 38H157V40L159 39V41H158V43H156L157 42V40H155ZM176 38H178V39H176ZM222 38H223V40H225V41H223L222 40ZM225 38V39H224ZM162 39H164V40H162ZM166 39H168V40H166ZM221 41H220V40ZM244 39V40H243ZM136 40H138V41H136ZM140 40V41H139ZM152 40V41H151ZM160 40H162L163 42L165 41V43L164 44H162L163 42H161V45H160ZM170 40H171V42H170ZM246 40V41H245ZM166 41H167V44H166ZM173 41V42H172ZM227 41V42H226ZM229 41H230V43H229ZM245 41V42H244ZM151 44H150V43ZM231 42H232V44H231ZM240 42V43H239ZM243 44H242V43ZM148 45H147V44ZM155 43V44H154ZM168 43H169V45H168ZM175 43V44H174ZM230 45H229V44ZM235 43V44H234ZM60 44V45H59ZM109 46H108V45ZM132 44H133V42H132ZM151 46H150V45ZM156 44H158L157 46H156ZM144 45V46H143ZM164 45V46H163ZM208 45V46H207ZM210 45V46H209ZM213 46V48H212V46ZM235 45H237V46H235ZM134 46V47H133ZM148 46V48L150 49H147L146 47ZM176 48H174V47ZM233 46V47H232ZM235 46V47H234ZM241 46H243V47H241ZM154 47V49L152 50V48ZM161 47V48H160ZM162 47H164V48H162ZM187 47H189V49L187 48ZM207 47H209L208 49H207ZM211 47V48H210ZM139 48V49H140ZM160 48V49H159ZM175 49V50H174ZM212 49L214 50V51H212ZM13 50V53H14V48L12 49ZM18 50V49H17ZM76 51H77V49H75ZM146 50H147V52H148V54H149V57H148V54H146L147 52H146ZM155 50H156V52H158V54H159V56H158V54L155 52ZM159 50V51H158ZM166 50V51H165ZM182 50V51H181ZM211 50V51H210ZM104 51V52H103ZM153 51V52H152ZM165 51V52H164ZM176 51V52H175ZM17 52V51H16ZM15 52V53H16ZM69 52V51H68ZM74 52V51H73ZM72 52V53H73ZM78 52V51H77ZM76 52V53H77ZM102 52L105 54V56H103L104 54H102ZM106 52L108 53V54H106ZM118 52V53H117ZM163 52V53H162ZM172 52V53H171ZM178 52H179V54H178ZM208 52H211V53H208ZM14 53V54H15ZM72 53H70V54H72ZM112 53V54H111ZM136 53V54H135ZM145 53V54H144ZM150 53H153L152 54V56H153V58H152V56H150ZM155 53V54H154ZM167 53V54H166ZM168 53H169V56H170V59L171 60H169V56H168ZM173 55H171V54ZM175 53H177V54H175ZM184 53V54H183ZM206 53H208L207 55H206ZM13 54V55H14ZM83 54V55H82ZM110 54V55H109ZM142 54H143V57H142ZM161 54V55H160ZM164 54H166L165 56H164ZM186 54V55H185ZM189 54V55H188ZM225 54V53H224ZM13 55H11V57L13 56ZM100 55H102V56H100ZM114 55V56H113ZM136 56V57H133V56ZM154 55H156V56H158V58L156 57V56H154ZM182 55V56H181ZM184 55V56H183ZM210 55V59H209V56ZM111 56H112V59H110L111 58ZM161 56V58H159ZM164 56V57H163ZM167 56V57H166ZM174 56H176V58L177 57H179V58H175V59H173L174 58ZM189 56V57H188ZM194 56V57H193ZM206 56V57H205ZM58 57V58H57ZM83 57V58H84ZM94 57V58H93ZM128 57H130V58H132V59H128ZM144 57H146V58H144ZM155 57V58H154ZM163 57V58H162ZM188 59H187V58ZM207 57H208V59L210 60H206L207 59ZM212 57V58H211ZM58 60H57V59ZM87 58V57H86ZM165 58V59H164ZM184 58V59H183ZM227 59V60H225V59ZM162 59H163V61H162ZM179 59V60H178ZM191 59V60H190ZM204 59L206 60V62L204 61ZM161 62H160V61ZM182 60V61H181ZM185 60H187V61H185ZM193 60H194V62H193ZM196 60H197V62H196ZM113 61V62H112ZM158 61H159V63H158ZM174 62L173 64H172V62ZM177 61H179V64L177 63ZM207 61H209V62H207ZM215 63V62H217L216 63V65H219V63H222V64H220L219 66H221V67H219V66H217L218 67V69H217V67H216V65L213 63V62ZM47 62H48V60H47ZM88 61H86V63H87ZM166 62V63H165ZM176 62V63H175ZM182 62V63H181ZM183 62H185L184 64H183ZM191 62V63H190ZM201 62V63H200ZM219 62V63H218ZM225 62V63H224ZM61 63H59V66L61 67ZM157 63H158V66H157ZM161 63V64H160ZM169 64V66H170V64H171V66L169 67L168 66V64ZM181 63V64H180ZM198 63V64H197ZM203 63V64H202ZM205 63V64H204ZM227 63H228V65H227ZM245 63V62H244ZM146 64H147V62H146ZM160 64V65H159ZM175 64V65H174ZM200 64V65H199ZM208 64V65H207ZM212 64V65H211ZM62 65H63V63H62ZM71 66L73 65V63L72 64H70ZM93 65V64H92ZM116 65V66H115ZM174 65V66H173ZM176 65H177V68H176ZM182 65V66H181ZM188 66L187 68L189 69H187L186 68V66ZM191 65V66H190ZM204 65V66H203ZM227 65V66H226ZM56 66H58V64L56 65ZM56 66H53L52 68H56V69H54V71L55 72H57L58 71V73H55V72H50L51 74L53 73V74H56V76H57V74H58V76H57V78L58 79H60L59 77H62V75H61V73H60V71H61V69L59 68V66L58 67H56ZM82 66V65H81ZM78 67V66H76L77 68H75L76 69V71L77 70H79L80 68H81V70L80 71H78L79 73H81V75H82V73H84L83 72V70H82V68L83 67ZM106 66H108L109 68L107 69V67ZM112 66H114L115 67V69H114V67L113 68H111ZM118 66V67H117ZM178 66H179V69H178ZM203 66V67H202ZM209 66H211V68H209ZM212 66H214V67H212ZM63 67V66H62ZM190 67V68H189ZM192 67V68H191ZM195 67V68H194ZM196 67H197V69H196ZM203 68V70H205V68L206 67H208V68H206V70H208V73H205L204 72V74L203 73H201L199 70H201L202 68ZM216 67V68H215ZM47 68H49V67H47ZM47 68L45 69V70H47ZM60 69V70H57V69ZM88 68H90V67H88ZM101 68V69H102ZM118 68V69H117ZM147 68V69H146ZM158 68V69H159ZM177 70H176V69ZM180 68H181V70H180ZM200 68V69H199ZM229 68V69H228ZM244 68V65L242 66V69ZM83 69H85V68H83ZM91 69L92 70H90V69H88L87 70V68L85 69V70H87V71H89V73L90 74H86L87 76L88 75H93L94 77L96 76V75H94L95 74V72H97V70H94V73H92L93 72V67L91 66ZM112 69H113V71H112ZM117 69V70H116ZM213 69H216V70H213ZM116 70V71H115ZM146 70H147V72H146ZM186 70H188L189 72H187ZM190 70H191V72H190ZM210 70V71H209ZM244 70V69H243ZM47 71H49V70H47ZM76 71H73V72H76ZM82 71V72H81ZM101 71H102V73H101ZM112 72V73H110V74H108L109 72ZM175 71H176V73H175ZM194 71H196V72H194ZM197 71H199V72H197ZM213 71V72H212ZM38 72H40V71H38ZM72 72V73H73ZM78 72H76V73H78ZM181 72V73H180ZM183 72V73H182ZM188 75V76H195V78L193 79V80H191L190 82H189V80H188V82H186V85H187V87H185V83L184 82H180L181 84L180 85H184L183 86V89H182V94H184L183 96L180 94V96L178 95V93H180V89L182 88H177L178 90H177V94L175 93L176 92V90L174 89V88H176L177 86H178V84H176V83H178V81L180 80V78L181 79H185V73ZM214 72V73H215ZM227 72V73H228ZM236 72V73H235ZM41 73H43V72H40L39 73V75L38 74H36V72L34 73V72H32V76H33V74H36V76H35V78H33L32 80H34L35 79V81L36 80H38L39 82L41 81V80H45L47 83H45V84H51V81H52V76H48V77H44V76H42V74ZM48 73V72H47ZM59 73H60V75H59ZM72 73H69L70 74V76H74V74H72ZM75 73V74H76ZM87 73V72H86ZM171 73H172V75H171ZM174 73H175V76L177 77V81L176 80H173V79H171V78H173V76H174ZM188 73H190V74H188ZM193 73V75H191ZM50 74V75H51ZM118 74V75H117ZM176 74H178V75H176ZM63 75H65V74H63ZM78 75V74H77ZM81 75H79V77H77V80H79L78 78H82V79H84L85 78V76H84V78H83V76H81ZM85 75V74H84ZM104 75H106V76H104ZM111 75V77H112V80H113V82H111L112 80H110L111 79V77H110V79H109V76ZM114 75V76H113ZM158 75V76H157ZM182 75V76H181ZM201 75V76H200ZM205 75V76H204ZM206 75H208V78H206V80H205V77H207ZM213 75V76H212ZM66 76H68V74H66ZM62 77L64 80L65 79H67V77ZM81 76V77H80ZM91 76L89 77V80H90V78H91ZM96 76V77H97ZM118 78H117V77ZM154 76H155V78H154ZM178 76H179V78H178ZM198 76H199V78H198ZM71 77V78H72ZM76 77L74 76L73 77V79H76ZM105 77H106V79H105ZM107 77H108V79H107ZM115 77V78H114ZM176 77H174V78H176ZM197 77V78H196ZM201 77H202V79H201ZM203 77H204V79H203ZM37 78V79H36ZM49 78H51V81H49L50 79ZM69 78V77H68ZM153 78H154V80H153ZM192 78V77H191ZM70 79V78H69ZM69 79H67V80H69ZM82 79H80V80H82ZM88 78L86 77V79L85 80H87ZM116 81H115V80ZM152 79V80H151ZM156 79V80H155ZM171 79V80H170ZM209 79V80H208ZM31 80V81H32ZM71 80V79H70ZM84 80V81H85ZM92 80V79H91ZM105 80H109V81H106V82H104ZM149 80V81H148ZM255 80V79H254ZM35 81H33L32 83H35ZM61 81V80H60ZM84 81H82V82H84ZM95 81L97 82L96 84L97 85H95L94 83H95ZM100 81V82H99ZM142 81H144V82H148V83H146V84H148L149 85V92L147 91H145V92H142V91H144V89L142 88V86H140V83L142 82ZM155 81V82H154ZM175 83H174V82ZM193 81H195V82H193ZM200 81V82H199ZM209 81V82H208ZM37 82V81H36ZM108 82H109V84H108ZM111 82V83H110ZM116 82H117V84H116ZM154 82V83H153ZM157 82V83H156ZM172 82V83H171ZM197 82H198V85H196L197 84ZM208 82V83H207ZM32 83H30L29 82V84H28V82H27V85L26 86H23V88L21 89V91L18 93V95L19 96H21L22 98L26 95L25 93H27L28 91L30 92V90L32 89V87H33V85L35 86L36 84H32ZM43 82L41 81V84H42ZM94 85H93V84ZM105 83V84H104ZM112 83H114V84H112ZM202 83V85H201V87L199 86V84H201ZM250 83H253V81H251ZM40 84V85H41ZM44 84V83H43ZM42 84V85H43ZM52 84H54L53 82H52ZM79 83H77V85H78ZM106 84H108V85H112V88L114 87L113 85H118L117 86V88H116V86L114 87V89L116 88V90H113L110 86H106ZM167 84V85H166ZM191 85V87H190V85ZM193 84V85H192ZM206 84V85H205ZM210 84V86H212V88L211 87H208V85ZM39 84H37V86H38ZM99 85V86H98ZM152 86V88L153 89H151V86ZM161 85V84H160ZM174 85V86H173ZM177 85V86H176ZM50 86V87H49ZM52 85H48V86H43L44 87V90H46V91H44V95H45V92H51L52 90L50 89V88H52L53 89V91H54V88L53 87H51ZM79 86V85H78ZM97 86V87H96ZM142 88V89H140V87ZM157 87V88H154V87ZM166 86L169 88L168 90H166ZM176 86V87H175ZM220 86V87H219ZM43 87L41 88V90L43 89ZM47 87H48V89H47ZM87 87H89V89L87 88ZM106 87H108L107 88V91H108V89H110L109 91H117V93L116 94H114V95H111L110 96V92L108 91V93L107 94H109V95H107V96H110L111 97V99H108V97L106 98V96L104 95V94H106V93H104L103 94V92H104V90L106 91ZM178 87H180V86H178ZM185 87V88H184ZM222 87V88H221ZM33 88H35V87H33ZM75 88H77L76 86H75ZM92 88V87H91ZM100 88L102 89V90H100ZM140 90H139V89ZM171 88H172V90H171ZM199 88V89H198ZM203 88V89H202ZM206 88H208V89H212L213 91H212V93L211 94H213L214 92H216V93H214L213 95H211V97H209V98H207V100H205L204 101V98L201 100V96H202V94L204 93V91L203 90H205ZM213 88H215V89H213ZM226 88V89H225ZM88 89V90H87ZM92 89H94V88H92ZM187 89V90H186ZM223 89V90H222ZM225 89V90H224ZM50 90V91H49ZM98 90H100L99 92H98ZM150 90L152 91V92H150ZM186 90L187 92H184V91ZM203 92H202V91ZM216 90V91H215ZM219 90V91H220ZM25 91H27V92H25ZM43 91V90H42ZM41 91V93L43 94V92ZM52 91V93H48L50 96V98H52L53 99V97H52V95L55 93V92H53ZM78 89L77 90H75V91H73V92H75V93H73L72 92V94L70 93V95L69 96H71V95H74L75 94V98L74 99H76V97L78 98V96H76V94L77 93H79L80 91H78ZM103 91V92H102ZM106 91V92H107ZM195 91L197 92L196 94H195ZM25 92V93H24ZM77 92V93H76ZM100 93L101 95H99V98L97 97L98 96V93ZM125 92H129V96H125V94H127V93H125ZM146 93L145 95H146V97L148 98V100H147V98L144 96V95H141V93ZM169 92V93H168ZM184 92V93H183ZM199 92V93H198ZM202 92V93H201ZM112 93V92H111ZM25 94V95H24ZM47 93H46V95H48ZM52 94V95H51ZM84 94V95H85ZM103 94V95H102ZM133 94V95H132ZM139 94V95H138ZM195 94V95H194ZM1 95H3V94H1ZM0 95V96H1ZM18 95H17V97H18ZM30 95V94H29ZM43 95V97H46V96H44ZM172 97H171V96ZM197 95V96H196ZM217 95H218V97H217ZM53 96H55V95H53ZM66 96V95H65ZM83 96V97H82ZM112 96L114 97V98H112ZM168 96V97H167ZM174 96V97H173ZM233 96H237L236 94H234ZM2 97V96H1ZM93 97V98H92ZM103 97H105L106 99H108L109 101H113L112 102V105H110V103H105L104 101H103V99L106 101V99L105 98H103ZM163 97H165L166 99H167V101H166V99L165 98H163ZM185 99H184V98ZM215 97V98H214ZM238 97V96H237ZM246 97H248V98H252L253 99V97H254V95L253 94H247V96ZM3 98V97H2ZM47 98H48V96H47ZM70 98H72V97H70ZM116 98V99H115ZM145 99V100H142V99ZM169 98H171V99H169ZM225 98V99H224ZM16 99H18V98H15V100L14 101H12V103L14 104V102H16L17 100ZM96 99V101H95V98H94V101L95 102H97L98 100ZM112 99H115V100H112ZM161 99V100H160ZM163 99V100H162ZM178 99V100H177ZM0 100H2V99H0ZM54 100H55V97H54ZM67 100L69 101V98H68V94H67ZM92 100V101H91ZM107 100V101H108ZM165 100V101H164ZM168 100H169V102H168ZM225 100V101H224ZM74 101V100H73ZM72 101V102H73ZM108 101V102H109ZM162 101V102H161ZM174 101V102H173ZM177 101V102H176ZM180 101V102H179ZM67 102V101H66ZM70 102V101H69ZM68 102V103H69ZM99 102H97V103H99ZM102 102L103 103H105V104H107V106H108V110H104V109H107V106L106 105H102ZM153 102V101H152ZM160 102H161V104H160ZM165 103V104H162V103ZM175 102H176V106H175ZM91 103V104H90ZM170 103H171V105H170ZM172 103L174 104V105H172ZM13 104H11V105H13ZM15 104H17V102L15 103ZM126 104H127V106H125L124 107V110H126V111H124V113L130 118V120H132V121H130V123H132L133 124V126H135L136 127V125L138 124L137 123V121L135 120V115H134V112L132 111L133 109H131L133 106H130V108H129V105H132L131 104V102H129L128 100H127V102H126ZM139 104V103H138ZM169 104V105H168ZM202 104V105H201ZM109 105L111 106V107H109ZM166 105V106H165ZM225 105V106H224ZM14 106V105H13ZM16 106V105H15ZM105 106V107H104ZM152 106V105H151ZM163 106V107H162ZM168 106V107H167ZM170 106H173V107H170ZM224 106V107H223ZM86 107H90L91 108V106H86ZM100 107V108H99ZM115 107V106H114ZM167 107V108H166ZM208 107H209V109H208ZM221 107H223V108H221ZM160 108V109H159ZM162 108V109H161ZM170 108V109H169ZM94 109V110H95ZM167 109H169V110H167ZM176 110V111H174V110ZM88 110V109H87ZM86 110V111H87ZM94 110H93V112H94ZM168 111V112H166V111ZM85 111V112H86ZM96 111V110H95ZM108 112V115H107V113L106 112ZM163 111V112H162ZM84 112V115H88L89 113H90V111H87L86 113ZM92 111H91V114L93 113ZM173 112H175L174 114H175V118L173 117L174 115H173ZM176 112H179V114H177ZM206 112V113H205ZM95 113V115L93 114L92 116H93V118L92 119H94V120H92L91 119V121H94V122H90V126H91V128H93V131L95 132V133H98V132H100V130H101V128H103L104 126H103V124H101V123H98L97 121H96V116L98 115V116H100L97 112H94ZM165 113H167V114H165ZM168 113H169V115H168ZM172 113V114H171ZM180 113H181V115H180ZM165 114V115H164ZM186 114V115H185ZM166 115H167V117H166ZM172 115V117H170ZM183 115H185V116H183ZM188 115V116H187ZM53 116V115H52ZM150 116H152V114L150 115ZM181 116V117H180ZM187 116V117H186ZM185 118V119H182V118ZM189 117V118H188ZM47 118V117H46ZM45 118V119H46ZM49 118H51V117H49ZM91 118V117H90ZM181 118V119H180ZM191 118H192V120H191ZM165 119V120H164ZM173 119H175L174 121H173ZM178 119V120H177ZM187 119V120H186ZM157 120V121H158ZM166 120H168V121H166ZM186 120V121H185ZM189 120V121H188ZM191 120V121H190ZM218 120H221L220 118L218 119ZM47 121V120H46ZM97 122V123H96ZM136 122V123H135ZM142 122H144V123H142ZM177 122V123H176ZM165 123H167V124H165ZM51 124V123H50ZM135 124V125H134ZM161 124V125H160ZM170 124H171V126H170ZM176 124V125H175ZM180 124V125H179ZM182 124V125H181ZM211 124H213V123H210L209 124V126L211 125ZM167 125V126H166ZM143 126V127H142ZM163 126V127H162ZM170 126V127H169ZM176 126V127H175ZM178 126H179V128H178ZM220 126H223V124L222 125H220ZM169 129H167V128ZM180 127H184L183 129L182 128H180ZM202 127L204 128V124L202 125ZM152 128H154V129H152ZM164 129V130H163ZM172 131H171V130ZM177 129V130H176ZM182 129V130H181ZM46 130H49L48 132L46 131V134L48 135V134H50L49 132H52L51 131V128H49V127H46ZM155 132V136H154V133H153V131ZM163 132H162V131ZM176 130V131H175ZM184 130V131H183ZM162 133H161V132ZM166 133H165V132ZM174 131V132H173ZM180 131V132H179ZM145 134H144V133ZM159 132V133H158ZM158 134V138H157V134ZM168 133V134H167ZM171 133V134H170ZM175 133V134H174ZM178 133V134H177ZM180 133V134H179ZM45 134V135H46ZM161 135V137H160V135ZM162 134H163V136H162ZM174 134V135H173ZM177 134V135H176ZM154 137H153V136ZM165 135V136H164ZM169 135H170V138H169ZM179 135H181V136H179ZM113 136H115V137H119V136H121V133L120 132H117L116 134H114ZM153 138H152V137ZM167 136V137H166ZM175 136V137H174ZM34 137V138H33ZM30 140H26V141H28V142H26L25 144H24V142L21 144L22 145V150L20 151L21 153L23 152L24 154H26L27 152H28V154H31L30 155V157H28V159H29V162L31 161V164H37V165H39V166H42V163H40V157H39V155H41L42 154V151L43 152H45V150L47 151V149H44L46 146H48V144H46V142H48L49 143V141H47L48 139V137H49V135L47 136V140H41V138H37V136H33ZM177 137H179V138H177ZM49 138H51V136L49 137ZM150 138H152V139H150ZM163 138V139H162ZM185 138H187V140H185ZM153 139H154V141H153ZM162 139V140H161ZM167 139V140H166ZM174 141H173V140ZM182 139H183V143L181 142L182 141ZM52 140H54V138L52 137L51 139H50V142H52ZM159 140V142H156V141H158ZM165 142H164V141ZM30 141V142H29ZM169 141H170V143H171V145H170V143H169ZM174 143H173V142ZM181 143H180V142ZM152 142H156L157 144H159L160 142H161V144H159V146L157 145L155 148H153V147H151V143ZM164 142V145H162V143ZM185 142V143H184ZM57 143H58V141H55V143H49V146L52 144V145H57ZM169 143V144H168ZM176 143V144H175ZM23 144H24V146H23ZM30 144H32V145H30ZM95 144H97L96 146H94L92 149H93V153L96 155V157L98 156L99 157V159H101V158H103V157H105L106 156V154H107V149H105L104 148V144H105V141H101V142H98V143H95ZM167 144V145H166ZM186 144V145H185ZM28 145L29 146H32V147H28ZM51 145V146H52ZM147 145H149L150 147H148ZM170 145V146H169ZM174 145V146H173ZM181 145V146H180ZM34 146V147H33ZM178 146H180V147H178ZM164 147V148H163ZM166 147V148H165ZM170 147V148H169ZM178 149H177V148ZM182 147V149H180ZM18 148H19V146H18ZM20 148H21V146H20ZM44 150H43V149ZM148 148V149H147ZM149 148H151V149H149ZM168 148V149H167ZM174 148V149H173ZM144 149V151H146ZM170 149L172 150L173 149V151L175 152H173V151H170ZM20 150V149H19ZM40 150V152H38L39 154H37V151H39ZM152 150V151H151ZM165 150V151H164ZM178 150L179 151H185V152H190V154L188 155V154H185V152L183 153V154H180L179 152H178ZM176 151L179 153V154H177L176 153ZM20 152H19V154H20ZM48 152L50 153V151L48 150ZM48 152L46 153V154H48ZM169 152V153H168ZM167 154L169 155L168 157H167ZM171 154H173V155H171ZM22 155V154H21ZM43 155H45V153H43ZM49 155V154H48ZM48 155L45 157V158H47L48 157ZM131 155V154H130ZM35 156V157H34ZM42 156V155H41ZM50 156H52V154L50 155ZM50 156L48 157V158H50ZM141 156V155H140ZM172 156V157H171ZM180 156V157H179ZM188 156V157H187ZM191 156V157H190ZM24 157V156H23ZM26 157H27V155H26ZM26 157H24V158H26ZM43 157V156H42ZM41 157V158H42ZM170 157V158H169ZM188 159H187V158ZM207 157V158H206ZM6 158V157H5ZM39 158V159H38ZM173 158V159H172ZM52 159V157L49 159V162H50V160ZM152 159H154L153 161H152ZM171 160V161H166V160ZM190 159V160H189ZM192 159H194V161L192 160ZM37 160H39V162L37 161ZM43 160H47V159H43L42 158V162H43ZM146 160H149L148 162L146 161ZM157 160H159V161H157ZM133 161H132V163H133ZM140 161H142V162H140ZM161 161H164V162H166L165 164H161ZM175 161V162H174ZM36 162H38V163H40V164H38V163H36ZM51 162H52V160H51ZM145 162V163H144ZM148 164H147V163ZM155 163V164H152V163ZM173 162V163H172ZM198 162V163H197ZM142 164V165H140V164ZM157 163V164H156ZM158 163H159V165H158ZM167 163H169V164H167ZM175 163H176V165H175ZM178 163V164H177ZM206 163V162H205ZM44 164V163H43ZM198 164V165H197ZM136 165H140V166H136ZM158 167H157V166ZM161 165H162V167H161ZM167 165V166H166ZM196 165V166H195ZM146 166V167H145ZM164 166H166L165 168H163ZM168 166H170V167H168ZM134 169H133V168ZM138 167H140V169L138 168ZM144 167V168H143ZM157 167V168H156ZM159 167H161V168H159ZM154 168H155V170H154ZM158 168H159V170H158ZM132 169V170H131ZM142 169H143V171L144 172H154V174L156 173V180H158V181H154V183L153 184H151V183H147L146 185H147V187L145 188V186H144V188L146 189L145 190V194H142V196H143V200H140V198L139 197H136V195H134L132 192L133 191H135V192H138V193H140L141 192V190H142V188H140V186H138V183L137 182H135V180H134V173L136 174V173H138L139 171L141 172L142 171ZM163 169V170H162ZM164 169H165V171H164ZM169 169V170H168ZM174 169H175V171H174ZM142 171V172H143ZM157 171H159V172H157ZM169 171V172H168ZM173 171V172H172ZM100 172H101V170H96L95 171V177H97V178H99V183H100V185H102V187H103V183H105V179L104 178H101V176L103 177V175H101L100 174ZM165 172V173H164ZM168 173H170L171 175H169ZM178 173V174H177ZM181 173V174H180ZM50 174V173H49ZM173 174V175H172ZM47 175H48V173H47ZM175 175V176H174ZM154 176V177H155ZM202 175H199V177H201ZM46 177H48V176H46ZM49 177H50V175H49ZM148 177V176H147ZM150 177V176H149ZM154 177H150L149 179L151 180V178L152 179H154ZM169 177H170V179H169ZM172 177V178H171ZM158 178V179H157ZM49 179V178H48ZM182 179V180H181ZM169 180V181H168ZM180 180H181V182H180ZM101 181H102V183H101ZM172 181V182H171ZM134 182V184H132ZM183 182V183H182ZM193 182H195V183H193ZM137 183V184H136ZM0 184H2V181L0 182ZM132 184V185H131ZM149 184H150V186H149ZM184 184V185H183ZM183 187H182V186ZM2 186V185H1ZM0 186V187H1ZM130 186H131V188H130ZM134 186V187H133ZM136 186H138L137 188H136ZM186 188V190H185V188ZM182 190H181V189ZM1 189V188H0ZM175 189H177V190H175ZM188 189V190H187ZM174 190V191H173ZM181 192H180V191ZM184 190V191H183ZM183 191V192H182ZM187 191V192H186ZM188 191H189V193H188ZM175 192V193H174ZM176 192H177V194H176ZM186 192V193H185ZM121 193H123V195L122 196H120V194ZM160 193V194H159ZM176 194L175 196H174V194ZM180 194V196H178L179 194ZM185 194H187V196L188 197H186V195ZM1 195V194H0ZM217 196V197H216ZM220 196V195H219ZM230 197V203H229V201L227 200V204H226V206L227 207H230V208H227L226 206H224L225 205V203H223L222 201H221V199H220V197L218 198V195H214V196H212V198H208L209 200H207L208 201V203H207V207H208V209H210V210H207V207H205V221H206V228L204 229V239H203V241L204 242H202L203 244H202V246H200L199 248H198V246L197 245H195V244H193L192 246H187V245H183V246H185V249H186V253L187 252H189L190 251V255L191 256H193V255H195V254H197V252H198V250H201V256H200V258L202 259V261H204V264H218V262H220L219 264H222V262L224 261V259H225V257L227 258L226 260H228V257L226 256V255H230L228 252H227V250H225L226 248L228 249V247H226V246H229L228 244L225 246L224 244H225V240H222L223 242H221L220 240L222 239V237H221V239L219 238L221 235V230L222 229H220V231H219V228H218V226L219 225H217V224H220V221L221 220H223L224 218V216H225V212H235L234 214H236V215H241V214H243V208H247V207H249V205L248 204H252V203H249L246 199H240V198H238V199H240V201H238L237 200V198L235 199V198H233V197H231V196H229ZM232 198V199H231ZM220 199V200H219ZM225 199H229V198H225ZM224 199V200H225ZM235 199V200H234ZM94 200L96 201V207L95 208H97V209H95V211L96 212H94V214H97V215H95V216H101V215H103L104 216V214H105V209H103V203H105L106 201H105V197L103 196V192L102 191H99L98 193H96V196H94ZM211 200V201H210ZM237 200V201H236ZM245 200V201H244ZM190 201H192V203L190 202ZM218 201H220V202H218ZM235 201H236V203H235ZM244 202V203H242V202ZM35 202V201H34ZM143 202H145L144 204H143ZM231 202H234V203H232L231 204ZM213 203V204H212ZM239 203H241V204H239ZM247 205H246V204ZM234 204V205H233ZM238 204V205H237ZM259 205L256 207L255 206V216H254V219H255V223L256 224H258V225H256L255 224V226L253 225L252 226V231H249L250 229L248 228L247 230L245 229V231L247 232H244L243 230H244V228L243 227H238L237 229H234V231L232 232V233H230V234H232V237H233V239L234 240H237V242H236V246H234V244L232 243V242H228L229 244L230 243H232V244H230L231 245V248H232V245L234 246L233 248H234V251L236 252V254L238 255V258H240V259H242V258H244V256L245 255H247L248 256V258H250V260H253L256 264H262V260H264V258H262V257H264V255H262V251H260L259 250V246H261V247H263L264 248V214H263V212H264V210L262 209V204H260V203H258ZM221 205L222 206H224V209L221 207ZM232 205V206H231ZM241 205V206H240ZM245 205V206H244ZM216 206V207H215ZM219 206V207H218ZM235 206H237V207H235ZM193 207V208H192ZM221 207V208H220ZM147 208H149L150 210L149 211H145ZM227 208V210H225ZM213 209V210H212ZM224 210L223 212H222V210ZM232 210V211H231ZM258 212H257V211ZM186 211V212H185ZM213 211V212H212ZM214 211H215V213H214ZM239 211V212H238ZM192 212V213H191ZM194 212V213H193ZM134 213V214H133ZM240 213V214H239ZM126 214H128V217H131L130 218V222L131 223H133V221L131 220V219H134L135 220V216H137V220H139L138 221V223H141V222H143V223H141V226H140V229H138V231H136V230H134V232L133 233H131L127 228H123V227H121V226H123V225H125V224H123L124 222H121L120 220H122V218H123V216H125ZM132 214V215H131ZM184 214H185V217L187 218V219H185L183 216H184ZM215 214V215H214ZM260 214V215H259ZM130 215V216H129ZM191 215V216H190ZM218 215V216H217ZM222 215V216H221ZM102 216V217H103ZM127 216V215H126ZM152 216V219H150V217ZM257 216H259V217H257ZM97 218H99V219H101L100 217H97ZM218 218H220L219 220H217ZM222 218V219H221ZM258 219V221H256L257 219ZM184 219L185 220H187L186 222H183L184 221ZM120 221L121 223H122V225L120 224V223H118L117 221ZM123 221H124V218H123ZM141 221V222H140ZM153 221H156V222H153ZM219 221V222H218ZM263 223H262V222ZM187 222V223H188ZM192 222V221H191ZM261 224H260V223ZM119 224L121 225V226H119ZM189 224V223H188ZM209 224V225H208ZM128 225H131V224H128ZM128 225H125L126 227L128 226ZM184 225H186V224H184ZM121 227V228H120ZM253 227H256V229L255 228H253ZM262 227V228H261ZM218 228V229H217ZM130 229H131V226H130ZM168 229V230H167ZM255 230V232H254V230ZM132 230V229H131ZM169 230H170V233H171V235L169 234ZM160 231V232H159ZM172 232H173V234H172ZM249 232H251L250 233V235H248V233ZM139 233V234H138ZM103 234V233H102ZM102 234H101V236H102ZM104 236H106V235H104ZM171 236V237H170ZM203 236V235H202ZM248 236L250 237V236H252V237H250V239L248 238ZM247 237V238H246ZM101 239H103V236L102 237H100ZM105 238V237H104ZM110 238V237H109ZM162 239V240H161ZM220 239V240H219ZM244 239H245V241H244ZM121 240H123V242H121ZM137 240H139V241H137ZM250 240V241H249ZM249 241V242H248ZM241 242V243H240ZM119 243H121L120 245H119ZM164 244V246L162 245V244ZM235 243V242H234ZM218 244L219 245H221V244H223V248H224V246L226 247L225 249H222L221 247L219 248V246H218ZM238 244V245H237ZM241 244V245H240ZM248 244V245H247ZM159 245H162V248L159 246ZM114 246V245H113ZM138 246H139V244H138ZM138 246H137V248H138ZM218 246V247H217ZM222 246V245H221ZM248 246V247H247ZM159 247H160V249H159ZM195 247V248H194ZM203 247V248H202ZM236 247V248H235ZM180 248H182V245L180 246ZM207 248V250H205ZM229 248H230V246H229ZM233 248H232V250H233ZM248 248V249H247ZM122 249H124L123 247H122ZM135 249V248H134ZM194 249V250H193ZM195 250H197V251H195ZM222 250H224L223 252H225V253H223L224 254V256H221L222 255V253H221V251ZM229 250V252H230V249H228ZM192 251V252H191ZM207 251V252H206ZM212 251V252H211ZM218 251V252H217ZM234 251H232V252H234ZM237 251H239V252H237ZM259 251V252H258ZM231 252V253H232ZM249 252V253H248ZM252 252V253H251ZM261 252V253H260ZM139 253V252H138ZM228 253V254H227ZM240 253H241V255H240ZM243 253V254H242ZM126 254V253H125ZM206 254V255H205ZM212 254V255H211ZM232 254H234V253H232ZM245 254V255H244ZM253 256H252V255ZM264 254V253H263ZM131 255H134V252H132L131 253ZM148 255V254H147ZM204 257H206V258H204ZM237 255H235V256H237ZM260 255V256H259ZM145 256L146 255H144L143 256V258H145ZM213 256V257H212ZM231 256V255H230ZM246 256V257H247ZM252 256V257H251ZM262 256V257H261ZM103 257V256H102ZM146 257H148V256H146ZM232 257L234 258V256L232 255ZM242 257V258H241ZM258 257V258H257ZM109 257H107V259H108ZM114 259H112V256L109 258V260H114V261H116V262H114L113 261V264H125V261H120V259H118L117 257H113ZM216 258V259H215ZM222 258V261L220 260ZM252 258V259H251ZM261 258V259H260ZM102 259V258H101ZM103 259H104V257H103ZM102 259V260H103ZM146 259V260H147ZM150 259V260H149ZM205 259V260H204ZM215 259V260H214ZM145 259H144V262L146 261ZM120 261V262H119ZM133 261H135L137 264H139V263H141V261H139L138 260V258H135V259H132V260H130V264H131V262H133ZM143 261V260H142ZM148 261H146L145 263L143 262V263H141V264H148ZM207 262V263H206ZM226 262V261H225ZM112 263V262H111ZM176 264H178V263H176Z\"/></svg>",
    "mask_w": 264,
    "mask_h": 264
}]
</instances>
